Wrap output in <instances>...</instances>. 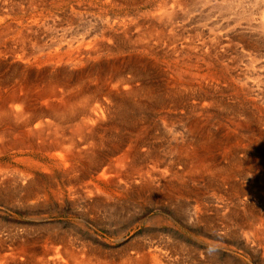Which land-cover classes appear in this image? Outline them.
<instances>
[{"label":"bare ground","instance_id":"bare-ground-1","mask_svg":"<svg viewBox=\"0 0 264 264\" xmlns=\"http://www.w3.org/2000/svg\"><path fill=\"white\" fill-rule=\"evenodd\" d=\"M23 1L0 0V156L11 153L14 161L7 164L5 160L0 166V192L10 198L17 193L23 208L48 198L46 183L55 197L65 183L69 193L93 206L101 199L138 201L147 191H155L151 196L158 194L173 203V217L185 224L200 223V240L205 244L219 247L222 242L208 237H231L233 241H228L239 252L255 255L264 264V213L260 212L264 207V0H177L182 5L179 9H164L145 25L138 17L108 16L111 9L102 6L113 9L111 0H25L29 3L25 5ZM62 6L67 16L60 18L53 8ZM183 13L198 16L192 19L191 27H196L192 30L203 34L205 27V43L212 49L191 53L196 45L190 39L177 43V36L164 32L176 28L175 18H183ZM219 14L225 17L223 38ZM153 38L158 41L149 40ZM179 48L185 49L181 52ZM224 101L233 105V115H227L235 125L248 130L222 126L223 118L219 130L209 128L203 112ZM145 107L158 114L165 129L173 128L172 115H194L185 120V129L178 136L171 133L174 142L167 148L174 160L165 163L162 152L147 151L162 166L157 170L151 166L153 172L145 169L148 164L131 148L138 146L135 139L128 151L123 149L121 158L101 166L108 159L99 149L107 141L104 133L118 121L130 123L129 118L135 117L131 114ZM132 126L141 127L136 120ZM120 173L122 180L116 178ZM87 176L121 194L111 195L95 180L83 183L82 189L74 184ZM151 178H156V184ZM180 224L168 246L173 258L167 253L168 235H157L155 245L149 237L130 242L111 257L112 249L90 245L87 239L77 242L78 232L72 237L75 233L52 227L57 243L37 245L27 239L0 238V264H187L188 257L204 264H241L230 258L232 254L226 256L218 250L205 251L208 254L185 251L179 234L186 225Z\"/></svg>","mask_w":264,"mask_h":264},{"label":"rangeland","instance_id":"rangeland-1","mask_svg":"<svg viewBox=\"0 0 264 264\" xmlns=\"http://www.w3.org/2000/svg\"><path fill=\"white\" fill-rule=\"evenodd\" d=\"M110 1V0H109ZM115 1V2H114ZM110 1L111 3H113V9L110 7V5H105L102 6L103 8H109L111 9L110 11H108V16L113 17V16H117V17H133L134 18H139V21L142 20V23L144 24H148L149 21L151 22V20L153 19V17H156L158 14H160L164 9H179V7H181L182 5H180L178 3V1L176 0H125V2L121 1ZM26 2L25 0L22 2L23 5H25ZM158 5H157V3ZM176 2V3H175ZM27 4H29L28 2H26ZM71 3V2H68ZM119 3V4H118ZM124 3V4H123ZM166 4V5H165ZM99 6H101L100 4H97ZM117 5V6H115ZM171 5V6H170ZM175 5V6H174ZM139 6V7H138ZM166 6H168L166 8ZM138 7V8H137ZM149 7V8H148ZM155 9H154V8ZM206 7V6H204ZM64 6L62 7H58L57 8H53L54 12L56 13V15L58 17H65L67 16L66 14L64 15L63 9ZM125 9V10H121ZM152 8V9H150ZM60 9V10H59ZM65 9V8H64ZM134 10V11H133ZM139 10V11H138ZM117 11V12H116ZM129 11V12H128ZM137 11V12H136ZM68 12V11H67ZM94 12L97 14H99L98 9L94 10ZM132 12V13H130ZM134 12V13H133ZM69 13V12H68ZM111 13V14H110ZM120 13V14H119ZM126 13H129L126 14ZM146 13V14H145ZM150 13V14H149ZM117 14V15H115ZM119 14V15H118ZM124 14V15H123ZM131 14V15H130ZM134 16H133V15ZM136 14V15H135ZM63 15V16H62ZM86 15V14H85ZM182 15L185 16H181L183 18H180V16L177 18H175V27L172 30L166 29V31L164 30L165 33L168 34H172L177 36V38H179V40L177 39L176 42H184L185 40L192 41L193 43H195L196 47H194L192 49L191 53H200L205 52L207 50H210L212 48L209 47V45H207L206 43H208V40L205 38V36L207 35V29L205 27H202V32H197L198 35L200 33V35L198 36L197 33L195 31L192 30L191 25H193L191 22H193V18L198 19V16L192 17L191 14L189 16V14H185L183 13ZM143 16V17H141ZM187 16V17H186ZM210 17L213 19L215 16L214 14H211ZM146 18H148L147 20H145ZM179 18V19H178ZM185 18V19H184ZM219 20V33L221 34V38L226 37L225 35L222 36V34L224 33V30H226L225 28V23L222 24L223 22H225V17L222 16V14H219L217 17ZM141 19V20H140ZM151 19V20H150ZM181 19V20H180ZM144 20V21H143ZM192 20V21H190ZM224 20V21H223ZM189 21V23H188ZM223 21V22H222ZM187 22V23H186ZM221 22V23H220ZM186 26H185V24ZM144 24V25H145ZM183 25V26H182ZM223 25V27H222ZM180 26V27H179ZM182 27H188V29H182ZM178 27V28H177ZM222 27V28H221ZM196 28V27H195ZM194 28V29H195ZM177 31H176V30ZM179 29V30H178ZM182 29V30H180ZM175 30V31H173ZM192 30V31H189ZM205 30V31H204ZM159 31V30H156ZM184 31V32H183ZM187 31V32H185ZM154 32V31H152ZM178 32V33H177ZM190 32V33H189ZM205 32V33H204ZM223 32V33H222ZM157 34L159 32H156ZM177 33V34H176ZM183 33V35H182ZM186 35H185V34ZM152 36H155V34L151 33ZM187 34H189L187 36ZM192 34V35H191ZM194 34V36H193ZM183 37H182V36ZM185 35V37H184ZM192 37H191V36ZM202 35V36H201ZM199 38H197V37ZM189 37V38H188ZM181 38V39H180ZM202 38V39H201ZM204 38V39H203ZM147 39V38H146ZM198 39V40H196ZM206 39V40H205ZM152 41H158L157 39L153 38V39H149ZM184 40V41H183ZM195 40V41H194ZM201 40L204 42V44L200 45ZM163 42H167L164 41ZM175 42V43H176ZM199 43L198 44H196ZM206 42V43H205ZM168 43V42H167ZM171 44V43H170ZM207 45V47H206ZM171 46V45H169ZM197 48V49H196ZM202 48V49H201ZM210 48V49H209ZM181 49V52L183 51L182 49L185 48H179ZM219 49H221L219 47ZM160 51V50H159ZM195 51V52H194ZM160 57V56H159ZM168 59V58H166ZM203 69V66H202ZM152 70V69H151ZM152 74V73H151ZM224 99H226L224 97ZM230 101V100H229ZM231 102V101H230ZM230 102H222L223 107L220 106L221 102L219 103H214V105H211L212 107H214L212 109L211 106H208V109L205 110V112H203V114L205 115L204 118H207L209 120V128L210 129H218L217 125H219L218 123L221 120L222 126L227 125L230 129H234V130H241L242 132H245L246 130H248L247 128H241V127H237L235 125V122H233V120L231 119L230 115H233V110H232V103ZM217 104V105H216ZM227 104V105H226ZM225 105V107H224ZM231 105V106H230ZM218 107V108H217ZM219 109L217 111V109ZM210 109V110H209ZM229 109V111H228ZM147 110V111H146ZM212 110V111H211ZM138 111V112H137ZM135 110L134 113H132L131 115L135 116L133 119L129 118L130 123L128 122H116L114 126H111L112 129L106 131L104 133V137L106 136V142L103 143V145L99 146V149L101 152H103V154L105 155V158L108 157V159H104L101 162L100 165L101 166H105L109 163H112L114 161H116V159L118 160V158H121L122 153L124 152V150H129V145L133 144L134 141L136 142L135 139H137V145L138 146H132V150H135L137 152L136 155H139L140 158H142V161H144V163L148 164V166H146L145 169H149V171H151V166L154 169H159L161 168V164L157 161V159L155 158H149L150 156H148V153H159L162 152L163 155H161L163 158V162H172L174 160V153H172L167 147L168 145L172 144L174 142V139L172 138V132L175 133L177 136L180 132L183 131V129H185V120L189 121L190 119L194 118V115H188V113L186 114H175V116H171V120L173 122V128L170 129H165L162 127L161 125V120L159 119L160 117L158 116L157 113L153 112L150 109H146V107L143 110ZM143 111V112H142ZM214 111V112H213ZM228 111V112H227ZM219 112V113H218ZM230 112V113H229ZM143 113V114H142ZM145 113V114H144ZM210 113V115H209ZM226 115H225V114ZM148 116H147V115ZM157 114V116H156ZM216 114V115H215ZM227 114H230L229 116ZM160 115V114H159ZM188 115V116H187ZM156 116V117H155ZM179 116V117H178ZM183 116V117H182ZM193 116V117H192ZM208 116H210L208 118ZM218 116V117H217ZM142 119H141V118ZM148 117V118H147ZM159 117V118H158ZM182 117V118H181ZM189 117V119H188ZM196 117V116H195ZM150 118V119H149ZM153 118V119H151ZM203 118V119H204ZM211 118V119H210ZM180 119V121L178 120ZM183 119V120H182ZM136 120L139 125L141 127H139L138 129H134L132 126L133 121ZM141 120V121H140ZM143 120V121H142ZM175 120V121H174ZM153 122L154 124H152L151 122ZM157 123H155V122ZM182 121V122H181ZM184 121V122H183ZM214 121V122H213ZM177 122V123H176ZM212 124H211V123ZM216 122V123H215ZM143 123V124H142ZM151 123V125H150ZM119 124V125H118ZM122 124V125H121ZM181 124V125H180ZM231 126H230V125ZM124 125V126H123ZM128 125V126H125ZM144 125V126H143ZM149 125V126H148ZM153 125V126H152ZM157 125V126H156ZM180 125V126H179ZM119 126V128H118ZM234 126V127H233ZM126 127V128H125ZM132 127V128H131ZM146 127V128H145ZM154 127V129H153ZM176 127V131L175 128ZM237 127V128H235ZM122 128V129H121ZM157 128V129H156ZM129 130L126 131V130ZM156 129V130H155ZM250 129V128H249ZM115 130V131H114ZM135 130V131H134ZM138 130V131H137ZM155 130V131H154ZM180 130V131H179ZM219 130V129H218ZM126 131V132H125ZM140 131V132H139ZM125 132V133H124ZM130 134H128V133ZM136 132V133H135ZM162 135V137L160 136V133ZM108 133V134H107ZM127 133V134H126ZM146 133V134H145ZM170 133V134H169ZM111 134V135H110ZM110 135V136H109ZM140 135V136H139ZM146 135V136H145ZM136 136V137H135ZM156 136V137H155ZM108 137V138H107ZM120 138L119 140H117L118 138ZM124 137V139L122 138ZM139 137V138H137ZM165 137V138H164ZM140 139V140H139ZM143 139V140H142ZM160 139V140H159ZM171 139V140H170ZM124 140V141H123ZM132 140V141H129ZM154 140V141H153ZM117 143H116V142ZM160 141V142H159ZM168 141V142H167ZM173 141V142H172ZM109 142V143H108ZM115 142V143H114ZM167 142V143H166ZM172 142V143H170ZM162 143V144H161ZM166 143V144H165ZM106 144V145H105ZM109 144V145H108ZM115 144V146L113 147V145ZM126 144V145H125ZM160 144V145H159ZM111 145V148L109 147ZM120 145V146H119ZM123 145V147H122ZM125 145V146H124ZM147 145V146H146ZM106 146V147H105ZM116 146H119L118 149H116ZM152 146V147H150ZM162 146V147H160ZM120 148V149H119ZM110 151L108 152L107 151ZM124 149V150H123ZM146 149V150H145ZM164 151H163V150ZM145 150V151H142ZM154 150V151H153ZM152 151V152H151ZM158 151V152H157ZM160 151V152H159ZM114 152V153H113ZM144 152V153H143ZM146 152V153H145ZM107 153V154H105ZM169 153V154H168ZM9 153V155H1L0 156V166L3 167V164L5 165L7 164H14L13 161V157L12 154ZM141 154V155H140ZM173 154V155H172ZM146 155V157H145ZM138 156V157H139ZM11 159V160H10ZM115 159V160H114ZM153 159H155L153 161ZM6 160V163H5ZM147 160V161H145ZM153 161V162H152ZM156 161V162H155ZM149 162V163H148ZM151 162V163H150ZM157 163V164H156ZM103 164V165H102ZM151 164V165H150ZM154 166H153V165ZM150 165V166H149ZM156 169V170H157ZM153 172V170L151 171ZM150 176H153L152 174ZM84 178V179H83ZM116 178H121V180L123 179V174L120 173ZM59 179V178H58ZM93 179V180H92ZM156 178H152L150 179V181L154 184H156ZM77 179V181L72 180V182L74 183L75 181V185L78 187H80V189H82V186H86L88 183H90V181H93L95 183L96 179H94L93 177H82L81 180ZM95 180V181H94ZM82 182V183H81ZM46 183V182H45ZM83 183H87L86 185H82ZM96 183L100 184V186L102 188H104L105 190H108L109 193L113 196L115 190H113L112 186H109L107 184H104L102 182H97ZM198 185H202L197 183ZM61 185V191H60V195L58 197H55L54 195H52V193H50L48 191V187H49V183H46V189H47V194H48V198L47 199H41L37 202H32L34 204H32L31 202H29L27 204V206L23 205L24 207L22 208L20 205L18 204L19 201L16 199V197L18 196L17 193H14V197H8V195L6 193H4L3 191L0 192V238L2 239H6V241H8L10 238H13V240H18V239H27L30 242H32L33 244H37L40 245L44 244V243H48L53 241V243H57V239L54 236V234H52L51 232V228L53 227L54 229H57V231H62V230H66L68 231L70 234H74L71 235L72 237L76 236L77 239L75 238V240L77 242H80L82 240H86L87 239V243H89L90 245L93 246H101L103 249L110 251L112 249L113 254L111 255V257L115 256V253H118L121 247H123L126 244H129L130 242H136V241H140V239H144L145 237H149V238H153L154 242L156 240L157 235L160 237L161 235H165L167 237V239L165 240L166 246H167V253H169V255L172 256L173 258V254L170 252L171 250H169V245L171 244V242H173V236L172 234L178 233V231L175 229V226L177 224H180V226H184L182 228V232H180L179 236L182 237L183 239V243L185 246V251H187L188 249H192L191 251L193 252V249L196 250L195 252H199V251H207L209 253V251H214V250H218L219 252L221 251V253L223 255L226 256H230L231 259H235L237 261H239L241 264H259L258 263V258L255 255H250L247 256L246 253L244 252H239L238 248H236L234 245L235 244H231L230 242L233 241L230 238H223V240H221V238H210L208 237V239H210L211 241H216L219 243L222 242V246H214L211 243L209 244H205L204 241L200 240V238L203 237V232H201V227L199 226V224H196V222H189V224H185L184 221L182 219H176L175 217H173V211H172V206L173 203L169 202L167 199H165L164 197L161 198L159 197L158 194H156L155 196L151 194H155L153 191H147L145 196H143L142 198L135 200L134 198H129V197H122L120 198L121 200H117L118 202H115L116 199H111L108 201H104L102 202V199L100 200L101 202H95L96 204L93 203L92 204H86L81 198H79L78 196H76L75 194L72 195L71 193H69L68 189H67V185L65 183L60 184ZM81 185V186H80ZM82 187V188H81ZM85 188V187H84ZM63 191V192H62ZM68 191V192H67ZM3 192V193H2ZM120 191H117L115 193H119ZM2 193V194H1ZM51 194V195H50ZM121 194V193H119ZM6 195V196H5ZM150 195V196H149ZM7 201H6V199ZM73 196V197H72ZM149 196V197H148ZM66 197V198H65ZM72 197V198H71ZM74 197H76L74 199ZM153 197V198H152ZM13 198V199H12ZM56 200H55V199ZM64 198V199H63ZM70 200H69V199ZM127 198V199H126ZM150 198V200H149ZM156 198V199H154ZM161 198V199H160ZM16 199V200H15ZM49 199V200H48ZM54 199V201H53ZM79 199V200H78ZM5 200V201H4ZM51 200V201H50ZM78 200V201H77ZM82 200V202H81ZM92 200V199H91ZM149 200V201H148ZM9 201L11 202L9 204ZM12 201H14L12 203ZM45 201V202H44ZM49 201V202H48ZM59 202V204H57L56 202ZM122 203L123 201H125L124 203ZM163 201V203H162ZM164 201H167L166 203ZM7 202V203H6ZM17 202V203H16ZM64 202V203H63ZM91 202V201H90ZM107 202V203H106ZM129 202V203H128ZM137 202V203H136ZM142 204H140V203ZM147 202H152L150 204H147ZM16 203V204H14ZM53 203V204H52ZM81 203V204H80ZM120 203V204H118ZM136 203V204H135ZM155 203V204H154ZM159 203V204H158ZM161 203V204H160ZM170 203V205L168 204ZM7 204V206H6ZM9 204V205H8ZM13 206H12V205ZM31 204V205H30ZM37 204V205H36ZM69 204H72L69 205ZM107 204V206H106ZM118 204V205H117ZM133 204V205H132ZM158 204V205H157ZM17 205V206H16ZM45 205V206H44ZM51 205V206H49ZM62 205V206H61ZM76 205V206H75ZM80 205V206H79ZM117 205V206H116ZM122 207H119L121 206ZM157 205V206H156ZM163 205V206H162ZM166 205V207H165ZM39 206V207H38ZM85 206V207H84ZM99 206V207H97ZM103 206V207H102ZM110 206V207H109ZM51 207V208H50ZM53 207V208H52ZM71 207V208H70ZM92 207V209H91ZM106 207V208H105ZM115 207V208H114ZM126 207V208H125ZM60 208V209H59ZM80 211V214L78 209ZM119 210H118V209ZM162 208V209H161ZM90 209V212L88 211ZM117 209V210H115ZM70 212H69V211ZM92 210V211H91ZM104 210V211H103ZM107 212H106V211ZM111 210V211H110ZM113 210V212H112ZM163 210V211H162ZM264 207L262 209V207H260V212H262V214L264 213ZM52 211V212H51ZM65 211V212H64ZM75 212V213H74ZM95 212V213H94ZM97 212V213H96ZM170 212V213H169ZM86 213V214H85ZM102 213V214H101ZM168 213V214H167ZM76 214V215H75ZM91 214V215H90ZM98 214V215H97ZM105 214V217H104ZM107 214V215H106ZM74 215V216H73ZM82 215V216H81ZM94 215V216H93ZM97 215V216H95ZM111 215V216H110ZM163 215V216H161ZM80 216V217H79ZM84 216V217H83ZM86 216V217H85ZM41 217V218H40ZM75 217V218H74ZM109 217V218H108ZM170 217V218H169ZM108 218V219H107ZM145 218V219H144ZM162 218V219H161ZM165 218V219H164ZM167 218V219H166ZM94 222H93V220ZM2 220V221H1ZM82 220V221H81ZM84 220V221H83ZM86 220V221H85ZM92 220V221H91ZM173 220V222H172ZM176 220V223H175ZM181 220V221H180ZM75 222V223H74ZM130 222V223H129ZM165 222V223H163ZM87 223V224H86ZM90 223V224H89ZM184 223V224H183ZM195 223V224H194ZM45 224V225H44ZM58 224V225H57ZM68 224V225H67ZM71 224V226H70ZM74 224V225H73ZM131 224V225H130ZM174 224V225H173ZM75 225L77 227H75ZM105 225V226H104ZM126 227H125V226ZM163 227H162V226ZM74 226V227H73ZM80 226V227H79ZM124 226V227H123ZM129 226V227H128ZM174 226V227H173ZM56 227V228H55ZM72 229H71V228ZM83 227V228H82ZM45 228V229H44ZM64 228V229H63ZM68 228V229H67ZM76 228V229H75ZM161 228V229H160ZM189 228V229H188ZM234 228V226H233ZM232 228V229H233ZM47 229V231H46ZM117 229V230H116ZM237 229V228H234ZM70 230H75V231H70ZM121 231V233H120ZM15 232V233H14ZM81 232V233H80ZM92 232V233H91ZM160 232V233H159ZM170 232V233H169ZM3 233V234H2ZM10 233V234H9ZM85 233V234H84ZM7 234V235H6ZM81 234V235H80ZM144 234V235H143ZM155 234V235H154ZM195 234V235H194ZM6 235V236H5ZM14 235V236H13ZM21 235L23 237H21ZM40 235V236H39ZM45 235V236H44ZM49 235V236H48ZM89 235V236H88ZM190 235V237H189ZM12 236V237H11ZM18 236V237H17ZM44 236V237H43ZM51 236V237H50ZM120 236V237H119ZM171 236V237H170ZM193 236V237H192ZM201 236V237H200ZM4 237V238H3ZM43 237V238H42ZM47 237V239H46ZM49 237V238H48ZM84 237V238H82ZM92 237V238H91ZM119 237V238H118ZM140 237V238H139ZM52 238V239H51ZM79 238V239H78ZM89 238L91 240H89ZM132 238V239H131ZM170 238V239H169ZM197 238V239H196ZM199 238V239H198ZM51 239V240H50ZM115 239V240H114ZM213 239V240H212ZM185 240V241H184ZM200 240V241H198ZM230 242H229V241ZM171 241V242H170ZM191 241V242H190ZM224 241V242H223ZM91 242V243H90ZM190 242V243H188ZM96 243V244H95ZM187 243V244H186ZM192 243V244H191ZM224 243V244H223ZM154 245L156 244L153 243ZM152 244V245H153ZM254 244L258 247L259 245L261 246V244L258 241H254ZM191 245V246H190ZM224 245V246H223ZM189 246V247H188ZM228 246V247H227ZM188 247V248H187ZM191 247V248H190ZM193 247V248H192ZM224 247V248H223ZM202 249V250H201ZM227 249V250H225ZM189 250V251H190ZM225 250V251H224ZM231 250V251H230ZM110 251V252H112ZM190 251V252H191ZM202 252V254H203ZM207 252H205L206 254H208ZM229 252V253H228ZM171 253V254H170ZM228 253V254H226ZM119 254V253H118ZM245 254V255H244ZM241 255V257H240ZM235 256V257H234ZM252 256V257H251ZM254 256V257H253ZM237 258V259H236ZM246 259V260H245ZM187 261H185V263H190V264H204V262L200 259H196V258H191L188 257L186 259ZM196 260H198L201 263H198V261L196 262ZM189 261V262H188ZM194 261V262H193ZM254 262V263H252ZM147 264V263H146ZM149 264H151V262H149Z\"/></svg>","mask_w":264,"mask_h":264}]
</instances>
